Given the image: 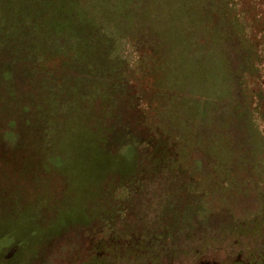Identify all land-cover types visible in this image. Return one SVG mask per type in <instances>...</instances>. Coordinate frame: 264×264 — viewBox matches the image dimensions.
Instances as JSON below:
<instances>
[{
    "label": "rangeland",
    "instance_id": "obj_1",
    "mask_svg": "<svg viewBox=\"0 0 264 264\" xmlns=\"http://www.w3.org/2000/svg\"><path fill=\"white\" fill-rule=\"evenodd\" d=\"M0 264H264V0H0Z\"/></svg>",
    "mask_w": 264,
    "mask_h": 264
}]
</instances>
